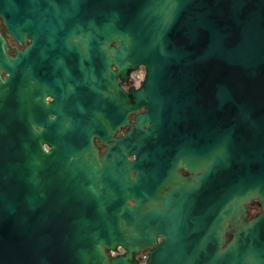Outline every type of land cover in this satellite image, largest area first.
Instances as JSON below:
<instances>
[{"label":"water","instance_id":"obj_1","mask_svg":"<svg viewBox=\"0 0 264 264\" xmlns=\"http://www.w3.org/2000/svg\"><path fill=\"white\" fill-rule=\"evenodd\" d=\"M0 20L17 45L30 38L10 54L0 30V264H138V241L154 238L127 203L128 154L196 145L201 193L165 200L145 264H264V0H0ZM41 67H81L110 102L116 76L144 68L120 93L125 123L143 111L124 136L117 201L90 174L86 119L61 104L43 118ZM116 245L126 253L108 256Z\"/></svg>","mask_w":264,"mask_h":264},{"label":"flooded vegetation","instance_id":"obj_2","mask_svg":"<svg viewBox=\"0 0 264 264\" xmlns=\"http://www.w3.org/2000/svg\"><path fill=\"white\" fill-rule=\"evenodd\" d=\"M4 36L11 49L10 54H13L16 49H24L30 43V38H27L26 43L19 46L12 39ZM55 68L54 70V67H41L39 77L44 92L43 104L47 105L42 108V116L55 119V114L48 106L61 104L64 110L62 113L72 116L73 120L86 119L87 133L90 138V149L87 151V165L90 167V174L96 175V185L107 199L114 198L117 201L123 194L125 177L124 136L130 125L135 123L136 114L143 111L139 108L134 114L128 113V122L125 123L123 97L120 93L123 95L130 87H139L144 68L139 67L138 70L130 73L127 80L119 75L116 76L117 88L115 98L111 102L103 96L105 91L102 83L99 88L101 94L94 96L91 89V78L79 74L81 67ZM111 68L116 69V67ZM63 69L73 79L67 77ZM136 72L140 76H133ZM77 82L80 85H76ZM57 117L59 118V115ZM43 147L48 149L45 142H43ZM158 149L148 151L145 159H135V154H128L127 164L132 166L128 173L136 184V197L127 199V203L130 206H137V219L140 225L154 238L150 242L138 241L137 245H142V248H138L133 253L138 264H145L151 252L163 242L162 213L166 209L165 200L169 196L180 194L182 189H189L191 185H194V191H197V194L201 193L199 182L201 180L203 182L207 167L200 145L189 147L184 152H180L179 147ZM212 163L214 174L215 154H213ZM248 209L249 219L260 212L255 201L249 205ZM124 253H126L124 248L116 245L115 250L107 254L115 256Z\"/></svg>","mask_w":264,"mask_h":264},{"label":"trees","instance_id":"obj_3","mask_svg":"<svg viewBox=\"0 0 264 264\" xmlns=\"http://www.w3.org/2000/svg\"><path fill=\"white\" fill-rule=\"evenodd\" d=\"M0 30L2 31V33H3L4 35H6L9 39H11V38L8 36L7 31H6V29H5V27H4V25H3V23H2L1 20H0Z\"/></svg>","mask_w":264,"mask_h":264},{"label":"built area","instance_id":"obj_4","mask_svg":"<svg viewBox=\"0 0 264 264\" xmlns=\"http://www.w3.org/2000/svg\"><path fill=\"white\" fill-rule=\"evenodd\" d=\"M133 76H136L137 77V76H140V75H138V72H136Z\"/></svg>","mask_w":264,"mask_h":264}]
</instances>
